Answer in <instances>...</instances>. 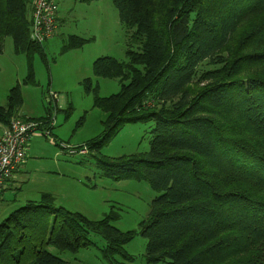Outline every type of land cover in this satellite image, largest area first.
I'll use <instances>...</instances> for the list:
<instances>
[{"label": "trees", "instance_id": "trees-1", "mask_svg": "<svg viewBox=\"0 0 264 264\" xmlns=\"http://www.w3.org/2000/svg\"><path fill=\"white\" fill-rule=\"evenodd\" d=\"M112 1L128 31L127 61L94 65L121 90L95 91L104 131L86 146L107 177L147 181L159 196L138 230L123 232L115 211L93 221L43 194L0 223V264H65L48 248L90 249L93 233L111 264L133 260L125 246L138 235L148 240L147 264H264V0ZM32 3L0 0V52L11 37L17 54L44 55L30 38ZM84 42L71 39L64 51ZM22 105L17 85L0 122L8 127ZM149 121V152L102 155L126 125Z\"/></svg>", "mask_w": 264, "mask_h": 264}, {"label": "rangeland", "instance_id": "rangeland-1", "mask_svg": "<svg viewBox=\"0 0 264 264\" xmlns=\"http://www.w3.org/2000/svg\"><path fill=\"white\" fill-rule=\"evenodd\" d=\"M58 4L61 22L54 37L45 42L44 55L17 54L11 37L0 52V105L5 107L11 90L20 85L23 105L15 116L40 124L30 142L28 164L0 203V223L28 202H42L43 194H50L58 208L93 221L115 211L119 230H138L159 194L147 181L107 177L98 154L86 146L104 131L105 113L95 107V91L109 97L121 90L119 79L96 77L94 65L103 57L127 61L128 31L112 0H58ZM71 39L86 42L64 51ZM208 68L203 65L200 70ZM88 79L89 88L84 85ZM154 125V121L126 125L102 147V155L118 158L149 152ZM4 126L0 122V136ZM90 239L96 246L77 253L53 245L48 250L65 264H111L100 251L106 246L104 238L93 233ZM147 243L145 237L136 236L125 246L133 260L118 256L116 264H147Z\"/></svg>", "mask_w": 264, "mask_h": 264}, {"label": "built area", "instance_id": "built-area-1", "mask_svg": "<svg viewBox=\"0 0 264 264\" xmlns=\"http://www.w3.org/2000/svg\"><path fill=\"white\" fill-rule=\"evenodd\" d=\"M32 5L30 38L37 44H45L59 27L58 0H33ZM38 130L39 122L16 117L0 136V199L14 174L26 163L30 142Z\"/></svg>", "mask_w": 264, "mask_h": 264}, {"label": "crops", "instance_id": "crops-1", "mask_svg": "<svg viewBox=\"0 0 264 264\" xmlns=\"http://www.w3.org/2000/svg\"><path fill=\"white\" fill-rule=\"evenodd\" d=\"M59 22H61L60 20V17H59ZM6 129V126H4V130ZM26 164H28L26 162ZM24 165V164H23ZM22 165V166H23ZM22 166L21 168L14 174V177L12 178L11 182H10V185L3 191L2 195H1V199H0V203H3L5 202V199H6V194H7V191H9L11 188L14 187V184L15 182H17V180L19 179V174L21 173L22 171ZM4 201V202H3Z\"/></svg>", "mask_w": 264, "mask_h": 264}]
</instances>
